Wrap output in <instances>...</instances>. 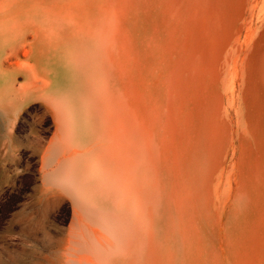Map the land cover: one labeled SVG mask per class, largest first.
Masks as SVG:
<instances>
[{"label":"bare ground","instance_id":"bare-ground-1","mask_svg":"<svg viewBox=\"0 0 264 264\" xmlns=\"http://www.w3.org/2000/svg\"><path fill=\"white\" fill-rule=\"evenodd\" d=\"M100 2H101V0H0V117L3 118V117L12 116L14 114V111L17 109V106L20 104L21 101L29 100L31 98H37V99L41 100L42 102H44V104L47 105V107L49 108L50 111H52L55 115H58V116H64V117H78V116H90L91 117L92 116L94 118H95V116H103V117L104 116H116L120 119L119 121L122 123H124L123 119H125L126 117H129V118L134 117L135 123L129 124V126H132V127L134 126L135 128L129 130L130 132L128 135L120 134V136H119V133H117L119 138H117L118 136L116 138L120 139V145L121 146H124L125 145L124 142H126V141H129L130 143L134 142L133 148H132V146H130L131 147L130 148V155L132 156L134 161L141 160L142 159V150H143V148H142V135H143L142 134V127H143V123H144V125L146 124L148 126L147 129H149V132L147 134V137H146V135H145L146 138L143 137L146 139L145 140L146 141L145 142V156L147 157V161H148L147 183H146V187H145V190H147L146 188L148 187V175H149V170H150V150H151L150 133H151V129H152L151 125H153L155 128H157L158 129L157 131H160L164 137L167 133L174 134L176 137V135H179V133L181 134L180 128H181V126H183L182 124L184 122L181 118H183L184 115H182L183 117L180 116V118H179L180 120L183 121L182 124L181 123L178 124L179 120L175 121V123L171 122L169 124H166L165 122L160 121L159 118L155 115L153 116V117H155L154 118L155 120L153 119L154 121L152 122L151 114H156L157 111L154 112V109L160 110L161 107H159V106L162 104L160 102H158L157 104L159 105L158 106L159 108L155 106L157 109L154 106L151 107L150 103L147 104V101H149L148 95H147L148 99H147V101H145L146 103H144V101H139V100H138V102H136L138 99L137 98L138 96L137 97L135 96L137 99H136V101H134L135 99H134L133 93H138L139 90L137 88L135 89V87H133V86H130L129 71L132 72V70H129L131 67V66L129 67V61H130L131 57L135 58L136 56L140 60L142 53L140 52L138 47H135L137 45L136 43H135L136 45H134V41H136L135 40L136 36L132 32H130V30L127 26H125L124 21L123 20H121L119 22L114 21V23H113V21L110 19V17L107 18L108 26H106L109 30L105 32L104 37H107V38L113 37L114 38L116 36V38H118L121 41L120 43H122V41H123V43L125 45V48H123L125 54H123L122 57L126 56V59H125L126 60V62H125L126 76L125 75L123 76L124 84H122L121 89H122V95L126 96V98H123V100H119V101H117V100L113 101V100H110L109 98H108V100L103 101L104 99L101 98L102 100L101 99L100 100L102 102L99 100H95V99H92L90 101H88L86 99V97H85L86 88L88 86H90V88H92L93 92L98 93V88H96V87H97V79H98V66H99L98 64H99V58H100L99 57V52H100L99 51V44H100V37H102V31H101V28H102L101 21L102 20H101V17L103 14L102 8L100 6ZM259 2H260V0H144V2L139 6L138 3L136 5L135 2L133 3L131 0L130 1L126 0L124 3V6L125 5L126 6L123 7L124 15L122 13L120 15H118L121 17L122 16H130V15L133 16V14H135L136 12L138 14V10H141L142 13H144V15H145V20H147V21H149L151 19V16L153 13H155L157 15L156 16L157 19H154V20H156V22H155L156 25L155 26L153 25V27H155V34H152V35H154L153 38H151V39L149 38V40H150L149 44H151L153 49L156 50L158 53L157 62H158L159 69L160 70L163 69L162 72H165V74L170 77L169 83L174 84L175 86L178 85V78L179 77L177 74H178L180 68L188 69L190 64L196 65L195 67L197 68L199 76H204L205 73H207V74L211 73L210 70H208V68H209L208 66H210V64L209 63L207 64V62H206V60L208 58L214 59L220 53H224V51H226V52L228 51V53L233 52L235 55H238L237 57H241L240 59L242 61V63H241L242 68H241V66H239L240 69H239V73H238L237 82L239 83L238 90H239L240 95L242 97V100L240 98L239 102L242 101L244 103L243 107H244V111H246V112H243L242 117H239V118H241V120L243 119L244 122L247 124L249 131H250V134L255 137L256 145L255 146L251 145L252 147H254V148H252L246 144L245 140L241 143V145L239 144L240 145L239 146L240 152H238L239 155L237 154L238 155V158H237L238 159V167L237 168H238L239 173H240L242 186L240 188L241 190L239 189V187H238V189H239V191H241V193H239V197L241 195H243L245 198L244 202H247V200H248L251 205L252 204L256 205L258 203L261 207L263 217H262V215L260 216V217H262L260 219V222H258V219H253L252 221H250L249 224H247L248 228L250 229V234H251L250 238H249V242H248V244H249L248 247L251 248L249 251L252 250L255 253L258 252L257 249L262 247L261 246L262 243H261L260 239H261L263 232L261 233V229L264 230V15L262 16L261 15L262 13L258 14V15H261L262 18L261 17H260V19L258 18V21L255 22V20H256L255 16L257 15L256 9L258 8V6H261V4H259ZM139 4H140V2H139ZM263 5H264V3H263ZM102 7H104V6H102ZM109 7L107 9H109ZM261 9H264V7L263 8L261 7ZM137 17H138V15H137ZM169 17L176 19L174 27L171 26L170 22H173V21H170ZM119 19H121V18H119ZM135 22H136V20H135ZM134 25H135V23H134ZM114 29H116V30H114ZM61 32L64 33L65 35H61L60 34ZM116 38H114V39H116ZM143 39L145 40V37ZM140 41L142 43V40H140ZM116 43H118V42H116ZM142 44L145 45V43H142ZM146 46H147V44H146ZM86 47H89V54H87ZM118 47H119V45H118ZM116 48H117V46H116ZM120 52H122V50ZM113 53H114L113 51L109 52V56H110L109 58L111 59L110 60L111 63H112V59H113L112 57L114 55H116V53L115 54H113ZM145 53H146V51H145ZM69 55H70V57H69ZM103 55H104V53H103ZM150 55L153 56V53H151ZM117 56H118V54H117ZM145 56H146V54H145ZM145 56L143 57L144 62H142V63H145V60H146ZM152 56H151V58H153ZM149 58H150V56H149ZM227 58H228V56H227ZM133 59H132V63H133ZM186 59L188 61H190V63L185 61ZM115 60H116V58H115ZM115 60H114V62H115ZM85 61H87L89 63L88 71H90V72L87 76H86V72H85L87 69V68L85 69V67H86ZM116 62H117V60H116ZM232 63H234V62H232ZM119 65H120V63L118 64V67H117V63H116L115 67L119 68ZM138 65H139V63H138ZM147 65H145V69H146ZM150 65H151V63L148 66H150ZM142 66H143V64H142ZM230 66H232V65H230ZM139 68L141 69V67H139ZM139 68H138V70H139ZM149 68H148V70H149ZM213 68H214V70H213L214 74L213 75L209 74V75L215 76V74L217 75L220 72V70L217 68V66L213 67ZM133 69H134V66H133ZM142 69H143V67H142ZM186 69H184V70H186ZM236 69H237V67H236ZM119 70L122 71V69H119ZM138 70H136V71H138ZM151 70H153V69H151ZM184 70H183V73L185 72ZM120 71H118V72L120 73ZM131 72H130V76H131ZM140 72L142 73V70ZM140 72H138V73H140ZM152 72L153 71H151V73ZM181 72H179V73H181ZM119 73H117V74H119ZM141 73H140V75H141ZM172 73H174L175 77L172 76ZM20 75H22L24 80H23L22 84L21 83L17 84V76H20ZM137 75H139V74H137ZM106 77H107V75H106ZM133 77H135V76H133ZM165 77L166 76H164V80L166 79ZM193 77L194 76L191 74L190 78H193ZM117 78H119V77H117ZM142 78H144V77H142ZM101 79H103V78H101ZM182 79H180V81ZM198 79H200V78L197 77L195 80H198ZM221 80H222V78H221ZM119 81H121V80H119ZM132 82H134V84H135L137 81L136 82L132 81ZM158 82H159L158 84L162 83L160 81H158ZM184 82L186 83V81H184ZM206 82H208V81L206 80ZM218 82L219 81H217V83ZM233 82H232V85H233ZM101 83H102V81H101ZM146 83L148 84L147 81H146ZM165 83L167 84V82H165ZM165 83H163V85ZM199 83H201V81ZM192 84H193V86L196 85L194 83H192ZM209 84L205 85L204 81H203V84L200 85V89L202 90V92H200V94H203V92H206L207 95H209L210 92L213 91L210 89ZM169 85H168V88L166 85H165V87L167 89H169ZM102 86H100V87L102 88ZM144 86H146V85H144ZM212 86H214V85H212ZM222 86H223V84H222ZM104 87H105V85H104ZM136 87H137V85H136ZM141 87H142V85H141ZM190 87H192V86H190ZM166 88H165V90H166ZM176 88L177 87H175V89ZM231 89H233V86ZM165 90H163V91H165ZM215 90H216V88H215ZM131 91H132V93H131ZM193 91H195V90H193ZM199 91L200 90L198 87V92ZM106 92H108V91H106ZM149 92L151 93V95H156V92L152 89H150ZM187 93H188V90H187ZM220 93H221V91H220ZM228 93H229V91H228ZM228 93L226 95H228ZM109 94H111V93H109ZM141 94L139 93L140 96H141ZM158 94H159V92H158ZM163 94H164V92H163ZM212 94H210V95L212 96ZM216 94H218V93H216ZM166 95L168 96L167 93H166ZM236 95H237V97L239 96L237 93H236ZM131 96H132V98H131ZM197 96H198V94H197ZM101 97H102V95H101ZM163 97H165V96H163ZM185 97H186V95H185ZM198 97H200V96H198ZM139 98H141V97H139ZM151 98H150V100H151ZM170 98H168V100ZM173 98H174V96H173ZM192 99L194 100L195 98L193 97ZM192 99L190 98V100H191L190 102H193ZM203 99H205V98H203ZM210 99H212V97ZM222 99H223V97H222ZM143 100H146L145 97L143 98ZM163 100H165V99L163 98ZM168 100H167V102L170 101V100L169 101ZM186 100H187V97H186ZM200 100H202V99H200ZM200 100H198V102ZM194 101H196V100H194ZM210 101L211 100H209V102ZM211 102H213V100ZM136 103H138V104H136ZM170 103L171 102H169V104H167V103L166 104L168 106L169 105L171 106ZM205 103H202V104L199 103L200 104L199 108H201V107L204 108ZM182 104L184 105V101ZM210 104H212V103H210ZM210 104H209V107H210ZM239 104L240 103H238L237 106ZM152 105H154V104H152ZM195 105H196V107L195 106L194 107L197 108V106H198L197 103H195ZM175 106H177V104ZM175 106H171V107L172 108L174 107L175 109H180V106H179V108H177L178 106L177 107H175ZM100 107L106 109V111L104 109L105 114H102L101 111H100L101 114H98L99 111L97 112V110H98V108L100 109ZM141 108L143 110V115H135V110L137 109V111H138ZM231 108H232V106H231ZM93 109H97V110H93ZM169 109H170V107H169ZM173 109H172V111H173ZM186 109H188V108L186 107ZM162 110H160V111H162ZM191 110H193L192 107H191L190 111ZM203 110L201 109V111H203ZM235 110H237V108ZM239 110H240V108H239ZM239 110H238V112H239ZM165 111L167 113V109ZM170 112H171V109H170ZM182 112H183V110L181 111V113ZM223 112L224 111H222V113ZM225 112L228 114L227 110ZM163 113L164 112H160L159 115L163 114ZM166 113L164 114V116L166 115ZM185 113H188V112H185ZM194 113H195V111H194ZM172 114H173V112H171V115ZM174 114H175V112H174ZM178 114H180V112ZM241 114L242 113H240V115ZM186 115L189 116L190 114L189 115L186 114ZM186 115H185V118L187 119L188 117H186ZM197 115L198 114H196V117L193 115V117H195V118L192 121L187 123V124H189L191 130L193 131L192 134L186 136L185 135L186 132H185L184 133L185 137L182 138V141H183L184 145L186 146V153H187V155H191V156H188V157H185L184 159H182L180 157H177V155H178V154H176L178 152L177 151L175 153V155L173 154L174 157H172V151H173L172 149L173 148L172 147L168 148L167 144H166V140L163 141L161 139L163 142L160 141V144L162 143V145L160 146L161 149L159 148L160 149V157L157 161L154 158L157 165L159 164V167L161 170L173 168V170H175V172L178 175H180L182 177L184 176L183 179L185 182H186L185 176H189L190 174H192V169H191V165H190V163L192 162V159L198 158L202 154L201 152H199L197 145H198V142H199L200 137L202 136L203 132L207 131L206 126L202 123V120ZM221 115H223V114H221ZM238 115H239V113H238ZM162 118H163V116H162ZM176 120H177V118H176ZM189 120H190V118H188L187 121H189ZM101 121H100V123H101ZM96 122H97V120H96ZM120 122H119V126H125L126 127L125 123L121 124ZM100 125H102V124H100ZM184 126L186 127V125H184ZM125 127H124V129H125ZM185 127L183 128V131L185 130ZM237 127H238V124H237ZM243 127H244V125H243ZM226 128H228V126L225 127L223 124H220L217 128V131H216L217 134L215 135L217 140H216L214 146H212V148L216 152L219 151V149L222 148V146H223V138L225 137V134L227 133L226 131H229V130H226ZM99 130H101V129H99ZM125 131H127V130H125ZM189 131L190 130H188V133H189ZM249 131L247 132L248 134H249ZM243 133L245 136V132H243ZM248 134H246V135H248ZM162 135H160V137H162ZM228 135H230V133ZM111 138H112V136H111ZM227 139L230 140V137H227ZM248 139H249V136H248ZM238 141H240V140H238ZM246 141H249V140H246ZM175 144H176V142H175ZM177 144H179V143H177ZM157 145H158V142H157ZM173 145H174V143H173ZM98 146H100V145H98ZM106 146H104V147H106ZM113 146L115 148V145H113ZM119 148H120V151H122L124 149L126 150L127 147L124 149L122 147H119ZM177 148H178V145H177ZM97 150H99V148ZM223 152H227V151L223 150ZM121 154H122V152H121ZM222 154L224 156V154H226V153H222ZM213 155H215V153ZM222 159L223 158L221 157V160ZM216 163H218V162H216ZM221 164H222V161H221ZM215 165L217 166V164H215ZM222 166H223V164H222ZM205 168H207V167H205ZM215 168H217V167H215ZM219 168H221V167H219ZM231 168H233V167L231 166ZM218 170H216L214 172V174L217 173ZM228 170H229V168H228ZM228 170H227V172H228ZM128 173H130L133 178L128 180L127 182H122V183L119 182V180H121V178H123L122 174L119 173V177H118L119 180H118L117 185L110 187L108 189L97 190L99 197H97L95 200H92V201H86V203H83L79 199V197H77L79 202H77L75 204H85L87 206H91L92 204L102 202L104 200V198L112 197L113 195H116L119 192L126 196L128 194L129 190L135 189L136 187H138V176L135 173L133 174L129 170H128ZM239 173H237V174H239ZM173 174L174 173H172V175ZM210 174L212 176V173H210ZM157 175H160V173ZM173 176L175 177V175H173ZM194 176L196 177L195 174H194ZM237 176H239V175H237ZM157 177H159V176H157ZM183 179H180V181ZM155 180H156V178H155ZM215 180H216V178H215ZM174 181H173V183H174ZM184 181H183V183H184ZM203 182L205 183V181H203ZM184 184H186V183H184ZM202 185H203V183H202ZM237 185H239V184H237ZM183 186H181L182 189H183ZM176 188H177V186L175 187V189H174V187H172V190L174 189L173 190L174 194H177ZM184 189L185 190H183V191H187L186 198H188V196L193 195L194 190H193V187L190 186V184H187V188H184ZM210 190H211V188H210ZM208 192H210V191H208ZM234 193H236V191ZM182 195L183 194L181 193V196ZM176 196H178L177 198H180L179 194ZM208 196H210V193ZM160 197H161V195H160ZM171 197H173V196H171ZM184 197H185V194H184ZM143 198L145 200V194L143 197V193H142V202H143ZM182 198H183V196L181 197V200H182ZM186 198H185V200H183L186 202L180 203L178 200H176V202L178 201L179 203L174 204V208L176 210L178 209V212L177 211L176 212L178 213V216L185 222L187 231L189 233L195 234L196 232H199V231H208L209 230V234H211L210 228L208 227V224H207V219L209 221L210 220L209 218L212 216L211 210H209L208 208L197 207V203L195 200L193 201V200H191V198L187 200ZM241 198H242L241 199V201H242L243 197H241ZM161 199H162V197H161ZM171 200H173V199L171 198ZM171 200H170V202H171ZM232 200H235V199H232ZM174 201L175 200H173V202ZM176 202H174V203H176ZM216 202H217V200H216ZM241 203L243 204V202H241ZM149 205H151V204H149ZM209 205H211V203ZM240 206L242 207L241 204H240ZM244 209H246V207ZM129 210H130L131 215L133 216V219H135V221L137 222L139 216L137 215L138 210H137L136 206L134 204L130 205ZM165 210L166 211L170 210L168 205L165 206ZM149 212H151V211H149ZM240 214L241 213L236 211L235 214L233 213V216H235V218H240L241 220H243L244 216H242ZM225 240H226V238H225ZM263 246H264V244H263ZM73 247L75 248V246H73ZM252 251L249 254L251 256H252V254H254ZM259 254H260V252H259ZM254 256L256 258V254H254L252 256V258H254ZM82 257H85V256H82ZM163 257H164L163 252L157 251V250L153 251V258L156 261L163 259ZM237 257L239 258L241 256H238V254H237ZM245 258H246V256H245ZM247 259H251V257L250 258L247 257ZM165 260L167 261L168 264H173L174 256L172 254L171 255L166 254ZM216 261H217V258H216ZM243 261H245L246 264L249 263L248 261H246V259H243ZM253 261H255V259H253ZM261 261H262V259H261ZM236 262H238V261H236ZM239 262H240V264H242V258L240 259ZM245 262H243V263H245ZM257 262H255V263L257 264ZM249 264H254V263H249Z\"/></svg>","mask_w":264,"mask_h":264},{"label":"rangeland","instance_id":"rangeland-1","mask_svg":"<svg viewBox=\"0 0 264 264\" xmlns=\"http://www.w3.org/2000/svg\"><path fill=\"white\" fill-rule=\"evenodd\" d=\"M125 1L126 0H112V1L111 0H101L100 2V6L102 8L103 14L101 17L102 37H100V44H99V51H100L99 57L100 58H99V64H98L99 65L98 66V79H97V87H96L98 88V93L93 92L92 88L88 86L86 88L85 97L88 101L92 99L99 100V101L104 99L103 101H105V100H108V98L113 101L114 100L119 101V100H123V98H126V96L122 95V89H121L122 84H124L123 76L124 75L126 76V68H125L126 56L122 57V55L125 54L124 49H123L125 48V45L123 41L122 43H120L121 41L118 38H116L115 35H114L115 36L114 38L116 39H114L113 37L111 38L104 37L105 32L109 30L106 27L108 26V20H107L108 17H110L113 23L114 21L119 22L123 20L125 23V26H127L130 32H132L136 36V39H135L136 41H134V45L137 44L135 47H138V49L142 53L140 60L136 56L135 58L133 57L134 59L131 57L129 61V67L131 66L129 70H132V72L129 71L130 86H133L135 87V89L137 88L139 90L138 93H133L134 99H135L134 101H136V99L138 98L136 102H138L139 100V101H144V103H146L145 101H147L149 97L148 100L150 102L147 101V104L150 103L151 107L153 106L158 107L159 105L157 103L160 102L163 106L160 105L159 107L161 108L163 107L162 108L163 110L161 108L160 110L162 111L154 109V112L156 111L157 112L156 114H151L152 122L155 120L154 119L155 117H153L154 115L157 116L160 121L165 122L166 124H169L171 122L175 123V121H178V120H179L178 124L179 123L182 124V122L184 121L182 124L183 126H181L180 128L181 134L179 133L181 137L179 135H176L175 137L174 134H170V133H167L166 134L167 136L165 135L164 137L160 131H157L158 130L157 128L151 125L152 129L150 133V136H151L150 170H149V175H148V187H147V190H145V200H144L145 207H143L141 187H136L135 189L129 190L126 196L119 192L118 194L113 195L112 197L104 198L102 202L92 204L91 206H87L85 204H72L70 211L66 207H63L61 208L58 219L56 220V233H54L53 237L50 240V243L45 245L46 249H44L43 257H41L40 259H34L32 260L33 262L31 261L29 263L30 264H161V263L168 264L167 261L165 260V256L166 254L167 255L172 254L174 256L173 264H199V263L200 264H236V263L240 264L239 261L241 258H242V264H246V262L243 261V259H246V261H248L249 263L256 264L255 262L258 261L257 264H262V263L264 264V252H263L264 251V248H263L264 247L263 246L264 230L263 229H261V233L263 232V234L262 236L260 235L262 247L257 249L258 250L257 253L251 250L254 254H256V258L255 256L254 258H252L254 254H252V256L249 255L251 252L249 250L251 248L248 247L249 246L248 242H249V238L251 234H250V229L248 228L247 224H249L250 221H252L253 219H258V222H260V219L263 217L261 207L258 203L256 205L254 204L251 205L247 199H246L247 202H244L245 198L243 195L239 197V193H241L239 189L242 186L240 173L237 168L238 167L237 158L239 155L238 152H240L239 146L244 140L246 144L250 147L256 145L255 137L250 134L247 124L244 122L243 119L241 120V118H239V117H242L243 112H246L244 111V107H243L244 103L242 101L239 102L240 98L242 100V97L238 90L239 83L237 82L238 73L240 69L239 66H241L242 68V64H241L242 61L240 59L241 57H237L238 55H235L233 52L228 53V51L227 52L224 51V53H220L214 59L208 58L206 62L207 64L208 63L210 64V66H208L209 68L207 67L208 70H210L211 72L209 74H212V75L214 74L213 67L217 66V68L220 70V72L217 75L215 74V76L209 75L207 73H205L204 76H199L197 68L195 67L196 65L190 64L188 69L180 68V70L179 69L178 70L179 72L181 71L182 72L181 73L178 72L177 74L179 77L178 85L175 86L174 84L169 83L170 77L167 76L165 72H162L163 69L161 70L159 69L158 62H157L158 53L156 50L153 49L151 44H149L150 43L149 38L150 39L153 38L154 35L152 34H155V27H153V25L154 26L156 25L155 24L156 20L154 19H157L156 18L157 15L153 13L149 21L145 20V15L144 13H142L141 10H138V14L136 12L135 14H133V16L131 15L122 16V17L118 16L121 13L124 15L123 7L126 6V5L124 6ZM131 1L133 3L135 2L136 5L138 3L139 6L144 2V0H131ZM138 1L140 2V4ZM263 3H264V0H260L259 4H261V6H258V8L256 9L257 15L255 16V19H256L255 22L258 21V18L260 19V17L262 18V16L264 15L263 14L264 9H261V7L262 8L264 7ZM108 7L109 9H107ZM258 14H261L262 16ZM169 18H170L169 19L170 21H173V22H170L171 26L174 27L176 19L175 18L173 19L172 17H169ZM60 34L65 35L62 32ZM144 37H145V40L143 39ZM140 40H142V43H145V45L142 44ZM121 50L123 53L120 52ZM86 51H87V54H89V47H86ZM112 51L114 52L113 54L116 53V55L112 57L113 59L111 63L110 62L111 59L109 58L110 57L109 52H112ZM103 53L105 56L103 55ZM151 53H153V56L150 55ZM144 56L146 57L145 58L146 60H145V63H142L144 62L143 60ZM151 56L153 58H151ZM132 59H133V63H132ZM185 61L190 63V61H188L187 59ZM87 63L88 62L85 61V65H86L85 69L87 68L85 71L86 76L90 72L88 71L89 63L88 64ZM116 63H117V67L119 63L121 66L119 65V68H116L115 67ZM150 63L151 65L148 66ZM145 65H147L146 69H145ZM133 66L135 70L133 69ZM139 67H141V69ZM119 69H122V71H120ZM184 69H186L187 71ZM141 70H142V73L140 72ZM183 70L185 71L184 73H183ZM118 71H120V73ZM151 71L153 72L151 73ZM130 72H131V76H130ZM138 72H140L141 75ZM136 73L139 75H137ZM191 74L194 76L193 78H190ZM164 76H166L165 77L166 81L164 80ZM172 76L175 77L174 73H172ZM197 77L200 79L195 80ZM180 79L182 80L180 81ZM23 80L24 79L22 75L17 76V84L18 83L22 84ZM131 80L135 82L137 81V82L134 84V82H132ZM206 80L210 84L206 82ZM146 81L148 82V84L146 83ZM158 81L162 83L158 84L159 83ZM184 81H186V83ZM200 81L201 83H199ZM203 81L205 85L209 84L210 89L213 90L212 92H210V94L213 93L212 96L209 93H208L209 95H207L206 92H203V94H200V92H202V90L200 89V85L203 84ZM217 81L219 82L217 83ZM165 82H167V84ZM232 82H233V85H232ZM163 83L165 84L163 85ZM192 83L196 85L193 86ZM221 83L223 84V86ZM103 84L105 85V87ZM165 85L167 86V88L169 85V89H167ZM100 86H102V88ZM232 86H233V89H231ZM175 87L177 88L175 89ZM198 87L200 90L199 92H198ZM191 88L195 91H193ZM150 89L154 90L156 92V95H151V93L149 92ZM163 90H165L166 92ZM187 90L189 94L187 93ZM139 93L140 94L142 93L143 95L141 94L140 96ZM166 93L168 94L169 97L166 95ZM227 93L228 95H226ZM236 93L239 95L238 97ZM197 94L200 97H198ZM185 95L187 97V100H186ZM135 96L136 97L138 96V97L136 98ZM144 97L146 100H143ZM193 97L195 98L194 100L196 101L192 99ZM202 97L205 98L206 100L203 99ZM211 97L212 99H210ZM163 98L165 100H163ZM168 98H170L169 99L170 101L168 100ZM190 98L192 99L194 103L190 102L191 101ZM167 100L171 102L170 103L171 106H175L177 104L178 107L177 106L175 107L179 108L180 106V109H175L174 107L173 109L170 105L168 106L167 104H169V102H167ZM198 100L200 101L198 102ZM209 100L211 101L213 100V102L211 101L209 102ZM183 101H184V105L182 104ZM195 103H197L198 105L197 108H195L196 107ZM199 103L201 104L205 103L204 104L205 107L199 108V105H200ZM208 103L209 104L212 103L210 104V107ZM238 103H240L238 105L239 107L237 106ZM169 107L171 109V112H173L172 115H171ZM186 107L188 109H186ZM191 107L193 109L191 110L192 112L190 111ZM235 107L237 108V110H235L236 109ZM239 108L241 111L239 110ZM104 109L105 108L100 107V109L98 108V110L97 109H93V110H97V112L99 111L98 114H101V112L102 114H105L106 109L105 111ZM166 109H167V113L165 111ZM201 109L202 110L204 109V110L201 111ZM36 110H39V108L36 109V107H30L28 112H35ZM177 110L180 112V114H178L179 112ZM182 110L183 112L181 113ZM226 110L228 114L225 112ZM222 111L224 112L222 113ZM160 112H164V113L159 115ZM174 112L176 115L177 114L178 115L176 116ZM185 112H188V113H185ZM165 113L166 115L164 116ZM238 113L239 115L240 113L242 114L239 116ZM186 114L188 115L190 114L191 116L190 115L187 116ZM196 114H198L197 116H199V118L202 120V123L206 126L207 131L203 132L198 142V145H197L199 152H201L202 154L200 157L192 159V162L190 163L192 174H190L189 176H185V180H186L185 182L183 179L184 176L182 177L178 175L175 172V170H173V168L161 170L159 167V164L157 165L156 161L160 157V149H161L160 146L162 145V143L160 144V141L163 142L165 140H166L167 147L173 148L172 157H174L177 151L179 152V153L178 152L176 153L178 154L177 157H180L182 159H184L185 157L191 156V155H187L186 146L184 145L182 138L185 137V135L188 136L192 134L193 131L191 130L189 124L187 123L192 121L196 117ZM135 115H143L142 108L138 111L136 109ZM182 115H184V117ZM185 115L186 117L190 118L189 121H187L188 118L186 119ZM193 115L195 117H193ZM180 116L183 117L181 118L183 121L179 119ZM220 124H223L225 127L228 126L226 130H229V131H226V132L228 134L230 133V135H228L227 133H226L227 135L225 134V137L223 138V146L222 148L219 149V151L216 152L214 151L212 146H214L217 140L215 135L217 134L216 131ZM237 124H238V127H237ZM184 125H186V127ZM184 127H185V130L183 131ZM188 130H190L189 133H188ZM248 131H249V134L247 133ZM185 132L186 134L184 135ZM243 132H245V136ZM160 135H162L163 138L160 137ZM248 136H249V139H248ZM227 137H230V140L227 139ZM246 140H249V141H246ZM156 141L158 142V145ZM174 141L176 142V144ZM177 145H178V148H177ZM223 150L227 152H223ZM214 153L215 155H213ZM222 153H226V154H224L223 156ZM221 157L223 158L222 160H221ZM154 158L156 161L154 160ZM221 161H222L223 166L221 164ZM215 164H217V166ZM230 165L233 168H231ZM215 167H217L219 170ZM226 169L228 170V172ZM216 170L218 171L217 173L214 174ZM159 173L160 175H157ZM172 173H174L173 175H175V177L172 175ZM210 173H212V176ZM194 174L196 175L197 178L194 176ZM132 178H133L132 175L130 173H127L126 179L121 178L119 182L121 183L127 182L128 180ZM180 179H183V180L180 181ZM202 180L205 181L206 184ZM183 181L186 184H184ZM187 184H190V186H192L194 190L193 195H191L192 197L188 196V198H186L187 191H183L185 190L184 188H187ZM176 186H177L176 188L177 194H174L173 190L175 189ZM181 186H183V189ZM172 187H174L173 190H172ZM235 191L236 193H234ZM181 193L183 194L182 200H181V197H182ZM209 193H210V196H208ZM178 194L180 198H177L178 196L176 195ZM184 194H185V197H184ZM171 196H173L174 198ZM78 197L83 203H86V201L95 200L99 196H91V195L84 194V195H78ZM241 197H243L242 201H241L242 199ZM171 198L175 200L174 202L178 200L180 203L186 202V201H183L185 200V198L187 200L191 198V200L196 201L197 207L208 208L209 210H211L212 216L209 218L210 219L209 221L207 219V224H208V227L210 228V233L212 235L209 234V230L199 231V232H196L195 234L189 233L186 229L185 222L178 216V213H177L178 209L176 210L174 208V204H177L179 202L177 201L176 203H174L173 200H171ZM232 199H235V200H232ZM216 200L218 203L216 202ZM241 202H243V204ZM210 203L211 205H209ZM133 204L136 206L138 210L137 215L139 216V218L137 222L135 221V219H133V216L131 215L130 210H129V206ZM240 204L242 205V207L240 206ZM166 205H168L170 210L168 211L165 210ZM245 207L246 209H244ZM236 211L241 213L240 215L244 216L243 220H241L240 218H235V216H233V213L235 214ZM261 215L262 217H260ZM73 246H75V248ZM154 250L163 252L164 254L163 259L156 261L153 258ZM237 254L238 256H241V257L238 258ZM82 256H85V257H82ZM247 257L249 258L251 257V259H247ZM216 258H217V261H216ZM253 259H255V261H253Z\"/></svg>","mask_w":264,"mask_h":264},{"label":"crops","instance_id":"crops-1","mask_svg":"<svg viewBox=\"0 0 264 264\" xmlns=\"http://www.w3.org/2000/svg\"><path fill=\"white\" fill-rule=\"evenodd\" d=\"M30 107L39 110L28 112ZM102 117L58 116L37 98L0 117V264H30L43 257L61 208L70 211L78 195L98 196L96 190L117 185L119 173L124 179L128 170L135 173L144 197L148 126L143 123L142 159L134 161V142L121 146L117 139L135 128L129 126L134 117L123 119L126 127L116 116Z\"/></svg>","mask_w":264,"mask_h":264}]
</instances>
